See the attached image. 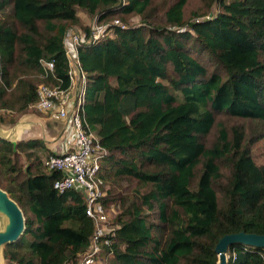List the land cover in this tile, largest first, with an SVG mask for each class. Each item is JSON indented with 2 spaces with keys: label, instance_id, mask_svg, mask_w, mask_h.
<instances>
[{
  "label": "trees",
  "instance_id": "obj_1",
  "mask_svg": "<svg viewBox=\"0 0 264 264\" xmlns=\"http://www.w3.org/2000/svg\"><path fill=\"white\" fill-rule=\"evenodd\" d=\"M77 9L123 25L78 49L83 118L106 150L104 203L117 208L108 264H215L221 236L264 234L253 154L264 138V0H0V111L34 100L41 58L67 84L66 37L89 31ZM43 154L41 139L0 136V188L24 219L5 264H75L89 246L81 193L52 188L60 173L43 170ZM227 255L264 264L262 248L234 243Z\"/></svg>",
  "mask_w": 264,
  "mask_h": 264
},
{
  "label": "built area",
  "instance_id": "obj_2",
  "mask_svg": "<svg viewBox=\"0 0 264 264\" xmlns=\"http://www.w3.org/2000/svg\"><path fill=\"white\" fill-rule=\"evenodd\" d=\"M112 26L123 28L117 19H113L108 23L93 22L87 35L80 29L67 35L63 46L67 78L65 86L53 72V60L39 59L40 75L47 81L37 85L35 98L27 106L51 121L61 123V137L69 144L68 147L71 146L46 155L42 159V168L45 171H59L60 177L52 183V188L59 193L68 189L81 193L84 214L92 222L89 246L77 256L75 264H108L111 256V252L104 249L109 245V237L113 236L114 231L104 203L108 187L101 176V161L106 150L99 145L83 118L87 75L80 66L78 49L82 43L91 44L112 37Z\"/></svg>",
  "mask_w": 264,
  "mask_h": 264
},
{
  "label": "water",
  "instance_id": "obj_3",
  "mask_svg": "<svg viewBox=\"0 0 264 264\" xmlns=\"http://www.w3.org/2000/svg\"><path fill=\"white\" fill-rule=\"evenodd\" d=\"M24 219L19 206L0 188V256L5 244L15 241L23 232ZM243 245L264 249V234L237 232L221 236L213 247L215 264H226L229 245ZM1 264V262H0Z\"/></svg>",
  "mask_w": 264,
  "mask_h": 264
},
{
  "label": "crops",
  "instance_id": "obj_4",
  "mask_svg": "<svg viewBox=\"0 0 264 264\" xmlns=\"http://www.w3.org/2000/svg\"><path fill=\"white\" fill-rule=\"evenodd\" d=\"M30 114L31 115L21 114V116H18L15 122L16 126L13 127L9 132H6V129L3 128V122H0V136L8 138L12 142L20 139L38 138L43 141L45 147L51 153L60 152L61 150H65L68 147L69 144L66 143V140L61 137L63 132H61V123H58L54 126L46 125L44 124V121L47 120V117L39 113ZM26 122L29 123L27 126L25 125ZM36 124L38 126H36ZM29 125H31V127H35L33 132L29 131ZM52 132H54L55 135L58 132V134L56 135L58 136L57 141L51 140ZM68 148H71V146Z\"/></svg>",
  "mask_w": 264,
  "mask_h": 264
},
{
  "label": "rangeland",
  "instance_id": "obj_5",
  "mask_svg": "<svg viewBox=\"0 0 264 264\" xmlns=\"http://www.w3.org/2000/svg\"><path fill=\"white\" fill-rule=\"evenodd\" d=\"M215 10V7L212 6L211 9L209 10V12L207 13L208 15H210L213 11ZM76 14L77 17L79 18L80 22L82 25L88 26L90 27L93 24V20L91 19V17H89L87 14H85L83 11L77 9L76 10ZM113 20V19H112ZM110 20V21H112ZM110 21H106L104 23H108ZM95 22V21H94ZM128 23H136L135 19H128ZM39 78L43 79L41 77V75L39 74L38 76ZM30 113H37L35 110H33L32 108L27 107L26 110L23 113H15V112H10V111H0V122H3V128L6 129V132H9L13 127L16 126V118L18 116H21V114L23 115H31ZM29 123L26 122L25 125L27 126ZM44 124L46 125H56L58 124L57 122H53L50 119L47 118V120L44 121ZM36 126H38L36 124ZM27 128V127H26ZM29 131H34L35 127H31V125H29ZM31 133V132H30ZM58 134V132L56 133V135ZM55 133L52 132V136H51V140L52 141H57L58 140V136H54ZM253 154H254V159L257 163H264V138L260 139L256 145L253 148ZM46 156V154H43L42 157L44 158ZM23 162V159L21 160ZM20 161V162H21ZM107 184V183H106ZM107 191L109 189V186L107 184ZM108 211L111 214H113L116 211V207L112 206V205H108ZM226 256H227V252H226ZM0 262L1 264H5L2 260V257L0 256Z\"/></svg>",
  "mask_w": 264,
  "mask_h": 264
}]
</instances>
